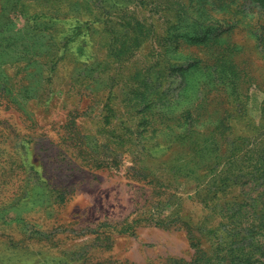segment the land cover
Masks as SVG:
<instances>
[{"label":"rangeland","instance_id":"obj_1","mask_svg":"<svg viewBox=\"0 0 264 264\" xmlns=\"http://www.w3.org/2000/svg\"><path fill=\"white\" fill-rule=\"evenodd\" d=\"M24 1L0 26V264L263 261L236 236L264 230L263 180L221 183L264 155V0Z\"/></svg>","mask_w":264,"mask_h":264},{"label":"trees","instance_id":"obj_2","mask_svg":"<svg viewBox=\"0 0 264 264\" xmlns=\"http://www.w3.org/2000/svg\"><path fill=\"white\" fill-rule=\"evenodd\" d=\"M33 1V0H32ZM29 1V2H32ZM32 13V10L30 9V4L28 2H25L24 0H11V6L5 10L3 12V16H5V20L0 22V26L3 28H6V25L10 22L14 21V17L15 16H19L20 14L22 16H28ZM122 25V24H121ZM111 27V26H109ZM113 28V33L115 32V29H117V32L120 31L119 28L111 27ZM112 30H110L111 32ZM133 36V33H131V37ZM104 44L107 47V54L108 57H111L115 60V62L117 64H120L121 62H123L124 60V52L126 50H130L134 47V44L132 43V41L128 42V41H118L116 39V37H109L108 39H106L104 41ZM137 45V44H135ZM112 65L111 63L107 64V68ZM134 85H132L133 88V96L129 99L132 103V105L129 106H133L131 109L135 112H137V106L138 109L142 104H147V102L149 100H143L144 102H140L138 103V100L140 98V96H142L144 99L148 97L147 95V91H144V89H146L144 87V89L137 86L136 92L134 91ZM146 87L148 86V83L146 82ZM148 90V89H147ZM148 106L146 105L145 108H147ZM135 112H131V113H135ZM144 113V111H143ZM114 111L111 109H107L106 110V114H105V120L106 122H110L112 120V118L114 117ZM239 140V138H238ZM236 140L237 145L242 144V142L239 140ZM121 141L120 144L122 146H124L125 148L128 149H132V147H129L127 145V143L124 142V137H121ZM239 146V147H240ZM263 180L262 182L264 183V155L263 157H259V158H255L253 159V162H251V164L247 165V169L242 172V173H233L231 172L229 177L227 179H225L221 185H227V186H236L237 184H242L244 181V184H247L249 181H253V182H260V180ZM259 211H254V214H252L254 216L253 222L251 223V226L246 227L245 230L242 231H237L236 232V236L240 235L241 238H247L249 239V243L253 246V250H258V249H263L264 248V230L262 229V227H260L259 224H261L260 222L258 223V217H259ZM257 223V225H256ZM257 229V230H256ZM195 245H198V243H196ZM202 251V250H200ZM230 254L232 256L235 255L236 253L230 251ZM216 257H218V254L216 253ZM253 251H251V253H247L244 254L243 256L238 255L237 258L239 259V262H235V264H264V260L263 261H257V260H253ZM234 263V261L232 262Z\"/></svg>","mask_w":264,"mask_h":264}]
</instances>
